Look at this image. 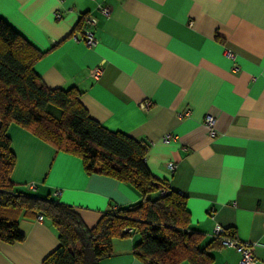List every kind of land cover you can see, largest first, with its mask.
Returning a JSON list of instances; mask_svg holds the SVG:
<instances>
[{
	"label": "crops",
	"instance_id": "0c3cea01",
	"mask_svg": "<svg viewBox=\"0 0 264 264\" xmlns=\"http://www.w3.org/2000/svg\"><path fill=\"white\" fill-rule=\"evenodd\" d=\"M82 17L93 22L94 47L82 41ZM0 18L44 54L34 70L46 87L76 88L92 119L148 145V171L186 197L202 247L219 225L264 264V0H0ZM206 115L216 118L213 137ZM7 135L16 188L71 206L88 229L109 207L141 199L15 124ZM19 230L22 241L0 243V264H42L59 244L46 218L20 217ZM137 242L114 238L98 264H143ZM210 255L212 264L240 260L223 246Z\"/></svg>",
	"mask_w": 264,
	"mask_h": 264
},
{
	"label": "trees",
	"instance_id": "16d2710c",
	"mask_svg": "<svg viewBox=\"0 0 264 264\" xmlns=\"http://www.w3.org/2000/svg\"><path fill=\"white\" fill-rule=\"evenodd\" d=\"M84 23L82 17L79 25ZM43 55L0 18V243L22 241L19 218L42 215L55 228L59 242L42 264H98L110 256L114 238L132 235L138 237L132 254L143 264H212L210 250L222 247V237H235L234 231L224 229L222 236L202 247L201 236L189 227L186 197L148 171V145L92 119L76 88L46 87L34 70ZM11 124L57 152L78 157L87 175L130 184L140 201L109 207L88 229L71 206L20 192L11 181L16 164L7 135Z\"/></svg>",
	"mask_w": 264,
	"mask_h": 264
},
{
	"label": "built area",
	"instance_id": "2783aa9c",
	"mask_svg": "<svg viewBox=\"0 0 264 264\" xmlns=\"http://www.w3.org/2000/svg\"><path fill=\"white\" fill-rule=\"evenodd\" d=\"M102 13L104 15H108L109 9L108 8H102L101 9ZM55 18L57 20L61 19V16L59 14L55 15ZM87 25L89 28L85 29L82 34V41L84 44L91 48L96 45V39L94 37L93 32L90 30V26L93 25V22L90 18L85 19ZM77 39V37H75ZM230 57L231 55L228 54ZM101 67H96L93 70L90 71V74L94 78H98L101 74ZM149 104H142L143 107H147ZM203 127L205 128L208 136L213 137L215 135V127H216V118L212 115H206L203 121ZM169 169L174 170V166L172 164H169ZM31 189H34V185L30 186ZM56 194H59V191H56ZM38 221H43L44 217L42 215H38L36 217ZM127 233H131V229H125ZM224 233V229L220 227L219 225H215L213 227L212 231V237H219L222 236ZM221 245L223 247H227L230 249H233L240 257L239 263L238 264H256V257L254 255L253 251V245L250 243L246 242H240L238 241L235 237H222L221 239Z\"/></svg>",
	"mask_w": 264,
	"mask_h": 264
}]
</instances>
